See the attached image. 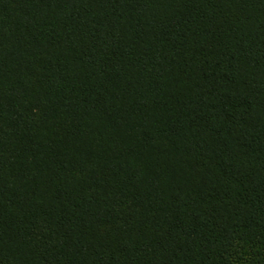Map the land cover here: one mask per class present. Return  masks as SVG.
<instances>
[{
  "label": "trees",
  "instance_id": "trees-1",
  "mask_svg": "<svg viewBox=\"0 0 264 264\" xmlns=\"http://www.w3.org/2000/svg\"><path fill=\"white\" fill-rule=\"evenodd\" d=\"M0 264H264V0H0Z\"/></svg>",
  "mask_w": 264,
  "mask_h": 264
}]
</instances>
